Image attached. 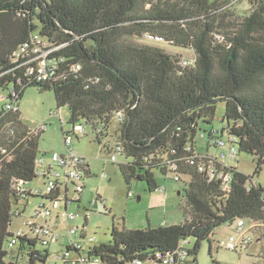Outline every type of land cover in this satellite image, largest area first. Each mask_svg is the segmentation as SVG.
<instances>
[{
	"label": "trees",
	"instance_id": "trees-1",
	"mask_svg": "<svg viewBox=\"0 0 264 264\" xmlns=\"http://www.w3.org/2000/svg\"><path fill=\"white\" fill-rule=\"evenodd\" d=\"M239 1L0 0V93L13 87L18 108L25 88L51 90L57 109L67 106L72 128L82 125L83 133L91 132L108 156L114 145L121 146L118 154L129 158L118 162L126 183L144 180L153 192L158 189L156 172H176L186 185L181 223L138 229L114 224L111 242L90 246L88 259H98V264L150 263L157 254L185 248L196 264L200 243L210 241L216 227L247 220L263 226L257 237L259 253L249 264H264V181L254 179L264 171V0H248L251 10L244 16L234 12ZM145 34L192 48L194 63L183 65L157 46L128 40ZM32 35L61 45L54 53V72L43 81L14 68L13 53ZM219 100L224 113L216 136L214 129L200 124H212ZM117 112L122 121L114 120ZM202 130L215 149L222 134L235 137L237 157L253 156L252 174L213 161L215 174L210 177L190 164V156H213L198 150ZM41 132L30 131L19 110L6 111L3 103L0 151L6 148L10 157L0 161V264H46L50 256L37 237L18 236L10 245L16 235L8 229L14 209L25 213L38 198L20 201L14 183L37 180L34 161ZM109 138L112 145L105 142ZM198 161L208 166V158ZM220 170L230 176L228 190L216 176ZM5 242L18 248L8 251Z\"/></svg>",
	"mask_w": 264,
	"mask_h": 264
},
{
	"label": "rangeland",
	"instance_id": "rangeland-1",
	"mask_svg": "<svg viewBox=\"0 0 264 264\" xmlns=\"http://www.w3.org/2000/svg\"><path fill=\"white\" fill-rule=\"evenodd\" d=\"M236 15L244 16L251 10L248 0H240L233 5ZM128 40L132 43L146 44L157 46L165 52L176 55L181 60L194 63L195 52L189 47H180L164 41L151 40L144 37H130ZM3 101L0 100V109ZM18 110L25 124L33 132H40L38 138L39 155L48 154L55 151L59 154L66 153L64 144L63 131L67 132L72 129L69 123V110L67 106H61L59 110L56 107L54 94L49 91H38L33 87H27L18 100ZM224 113V102L219 100L216 103V113L212 124H200L203 129H214V135H220L219 130L222 127L221 117ZM204 136H197L198 150L201 153L209 152L210 155L217 153L215 147L208 138L207 132L202 130ZM222 134V137H226ZM112 145L113 139L105 141ZM72 152L84 156L90 164L92 175L85 177L80 182L83 190L80 194L79 203L69 202L67 206L68 213H79L80 216L74 220L66 222L61 217V224L58 227L60 235L57 241L50 243L47 249L50 253L46 264H64L56 259V255L64 254L63 246L71 241H80L82 243V255L86 256L90 242L80 236L81 233L88 237H94L91 245L111 242V230L115 224L118 228L138 229L145 228L148 224L153 227L159 225H172L181 223L184 220L181 205L184 204L183 190L186 186L182 181H175L171 175L163 176L159 172L155 173V179L159 188H164L161 192L148 191L147 184L144 180L133 179L126 183L118 167V162L127 161L124 155H117V162L110 161V158L103 148L95 141L91 132L79 133L78 138L72 135ZM238 170L251 175L254 169L255 161L253 156L240 153L232 163ZM184 179V177H182ZM256 181H264V171L255 176ZM35 183H42L41 180L35 179ZM128 191L134 193L133 197H128ZM104 199L91 201L98 195ZM73 186L69 185V197H73ZM139 197V199H138ZM39 202L35 198L27 207L25 213L20 216H13L9 231L17 233L19 228L24 227V222L31 219L34 206ZM62 203V202H61ZM52 216L48 218L50 225L54 224L56 210L50 206ZM86 217V221L85 218ZM244 224V236L250 237L251 241L243 246L240 251L227 247L230 236H236L237 223L222 224L214 229L210 236V241L203 240L200 243L196 254V264H249L257 256L260 250L257 237L262 231L263 226H252L249 221L242 220ZM77 226L76 234H68V227ZM193 242V240H192ZM40 248L39 244L36 245ZM9 248L7 242L3 246ZM36 264H39L38 262Z\"/></svg>",
	"mask_w": 264,
	"mask_h": 264
},
{
	"label": "built area",
	"instance_id": "built-area-1",
	"mask_svg": "<svg viewBox=\"0 0 264 264\" xmlns=\"http://www.w3.org/2000/svg\"><path fill=\"white\" fill-rule=\"evenodd\" d=\"M145 36L151 40L163 41L162 37L152 34H145ZM61 47V45H53L46 39L37 35H32L28 42H25L13 53V62L16 63L14 68H22L26 75L35 76L39 81L50 78L54 72V53ZM183 65H191V62L182 60ZM79 65H74L73 69L76 70ZM18 92L12 88L6 93H0V100L4 103V109L6 111H17V106L14 101ZM9 97H12V102H9ZM59 110V109H58ZM114 120L122 121L123 114L117 112L114 116ZM32 131V130H30ZM84 128L80 124H76L73 128L63 135L64 144L66 146V153L59 154L55 151L50 153L38 155L35 158V173L37 179L42 183H25L22 180H18L14 183V190L20 201L27 200L31 196H37L39 202L34 206L32 217L24 222V227L19 228L15 233V237L11 238L10 245L16 244V238L18 236H27L35 238L37 237L42 246H48L50 243L57 241L60 237L58 233V227L61 224V217H64L66 222L74 220L80 216L79 213H68L66 205L69 202H76L80 200V194L83 190V184L80 183L83 180L85 173V157L77 153L72 152L70 146L72 144V135L76 136L79 133H83ZM235 137L216 138L215 145L217 153L214 156L207 155H193L189 158L190 164H196L199 171L207 172L210 177L215 174L213 168V161L221 162L223 167H227L232 164L237 158V148L234 144ZM122 150L119 144L113 146L112 153L109 155L110 161L116 162L117 155ZM0 153L3 155L0 161L3 159H9L8 151L2 147ZM208 158V166L198 161V158ZM169 163V170L175 172L176 165L173 162ZM207 166V167H206ZM217 178L221 181L223 190L229 189V174L220 170L217 173ZM173 180L179 181L180 175L173 173ZM69 185L73 186V197H69ZM159 191H163L164 188H159ZM128 197H133L134 193L128 191ZM101 200L102 204L104 199L97 196L91 203H95L96 200ZM62 202V203H61ZM56 210V216L54 224L50 225L48 218L52 216L51 207ZM22 215L19 208H15L13 216ZM251 227L254 226L250 224ZM77 226L68 227V234H76ZM82 238L91 243L94 241V237L86 238L83 233L80 234ZM251 241L250 237L244 236V224L240 220L237 222L236 236H230L227 242V247L233 250L240 251L241 248L247 245ZM187 242L186 240L184 243ZM88 247V248H89ZM64 254L56 255V259L62 261L64 264H98V259H88V256L82 255V243L80 241H71L69 244L63 247ZM187 251L185 248H177L171 254L161 255L157 254L152 262H146L140 259L133 260L130 264H193L191 259L187 258Z\"/></svg>",
	"mask_w": 264,
	"mask_h": 264
},
{
	"label": "crops",
	"instance_id": "crops-1",
	"mask_svg": "<svg viewBox=\"0 0 264 264\" xmlns=\"http://www.w3.org/2000/svg\"><path fill=\"white\" fill-rule=\"evenodd\" d=\"M46 153V152H44ZM92 175V172H91V167H90V164L87 162V160L85 159V173H84V176L85 177H90ZM84 185V184H83ZM98 195V194H97ZM99 196V195H98ZM101 197V196H99ZM34 200V199H33ZM99 200V199H98ZM80 201V200H79ZM79 201H77L76 203H79ZM68 205H66V208H67ZM85 218V217H84ZM55 220V219H54ZM86 220V219H85ZM64 247V246H63Z\"/></svg>",
	"mask_w": 264,
	"mask_h": 264
},
{
	"label": "water",
	"instance_id": "water-1",
	"mask_svg": "<svg viewBox=\"0 0 264 264\" xmlns=\"http://www.w3.org/2000/svg\"><path fill=\"white\" fill-rule=\"evenodd\" d=\"M138 199H139V197H138Z\"/></svg>",
	"mask_w": 264,
	"mask_h": 264
}]
</instances>
